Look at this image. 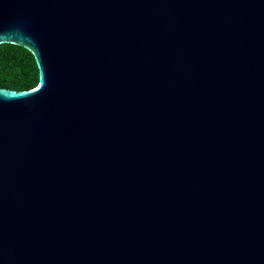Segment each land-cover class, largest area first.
<instances>
[{"label":"water","instance_id":"water-1","mask_svg":"<svg viewBox=\"0 0 264 264\" xmlns=\"http://www.w3.org/2000/svg\"><path fill=\"white\" fill-rule=\"evenodd\" d=\"M0 264H264V0H0Z\"/></svg>","mask_w":264,"mask_h":264},{"label":"trees","instance_id":"trees-1","mask_svg":"<svg viewBox=\"0 0 264 264\" xmlns=\"http://www.w3.org/2000/svg\"><path fill=\"white\" fill-rule=\"evenodd\" d=\"M39 80L33 53L15 43L0 44V85L17 90L29 89Z\"/></svg>","mask_w":264,"mask_h":264}]
</instances>
